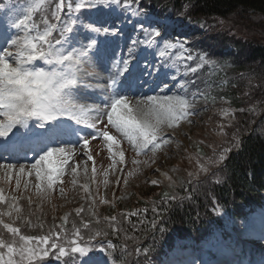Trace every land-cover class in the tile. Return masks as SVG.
Masks as SVG:
<instances>
[{
  "label": "snow or ice",
  "instance_id": "6c2138e0",
  "mask_svg": "<svg viewBox=\"0 0 264 264\" xmlns=\"http://www.w3.org/2000/svg\"><path fill=\"white\" fill-rule=\"evenodd\" d=\"M131 7L130 0H25L18 12L6 16L7 26L0 25V160L19 159L28 151L36 154L30 166L0 163V264H45L53 256L60 264H129L131 253L126 241H134L137 237L129 236L124 225H131L135 231L145 224L142 216L147 208L100 217L94 210L97 201L88 184H84L82 188L87 194L84 199L89 202L87 208L84 205L75 208L72 219V212H66L59 224L53 216V224L44 234L28 235L25 233L29 229L43 230L44 223L39 217L33 222L32 196H17L14 192L20 191L22 179L27 191L31 181L26 178L34 175V194L39 201L35 208L42 216V205L46 201L51 203L55 186L63 183L61 178L67 168L70 167L73 175L72 184H77L75 176L79 165L72 166L69 162L78 145L84 152L90 141L101 138L108 152L119 158H114L109 165L116 170L117 164L125 161L124 150L113 151L121 140L126 139L137 156L147 152L155 155L170 142L163 132L165 126L176 128L186 119L192 123L189 118L196 114L195 104L206 98V93L197 89L189 94L185 81L177 84L179 93L135 95L145 87L160 88L161 92L169 87L160 80V69L151 61L140 63L135 50L137 44L157 47L158 55L171 59L168 67L176 68L177 72L178 63L194 60L184 41L165 39L167 24L164 18L148 21V27L145 21L137 20L144 40H132L127 56L117 53L109 42V38L122 31L115 21L82 19L83 10L103 13L117 8L127 11ZM140 12L137 8L132 15ZM144 15L146 18L147 14ZM211 63L206 54H201L195 66L185 63V73H196L204 64ZM97 69L107 72V77H102ZM87 78L106 79L107 82L93 85L86 83ZM97 89L102 96L100 103L89 102V90ZM222 114L228 116L230 112L224 110ZM110 128L119 137L113 135ZM228 151L231 149L224 150ZM84 154L88 160H93L90 152ZM225 158L221 153L209 163L219 164ZM132 163L138 166L142 162L133 159ZM92 171L94 177L95 167ZM200 171L207 173L208 168L201 164ZM135 174L129 171L123 183L127 185L128 177ZM104 175L107 186L108 169ZM13 179L15 189L6 194L3 185H11ZM158 183L151 181L153 185ZM59 194L65 195L63 187L59 188ZM176 199L175 194L166 191L161 203L168 204ZM21 200H26L27 205H22ZM99 203L114 207L107 199H100ZM52 207L55 210L56 205ZM85 212L87 217L82 215ZM152 212L155 217L160 215L155 202ZM131 217L140 219L133 223ZM155 217L147 223L153 230L160 225L159 230L163 232L162 221ZM121 234L122 244L109 238H120ZM141 251L147 256L150 249L137 247L135 255L138 257Z\"/></svg>",
  "mask_w": 264,
  "mask_h": 264
},
{
  "label": "trees",
  "instance_id": "16d2710c",
  "mask_svg": "<svg viewBox=\"0 0 264 264\" xmlns=\"http://www.w3.org/2000/svg\"><path fill=\"white\" fill-rule=\"evenodd\" d=\"M139 1L140 6L146 12L151 11L157 15L170 16L182 14L183 21L193 23L188 26L190 30L187 37L188 45L195 54L200 56L204 53L213 63L206 64L198 70V80L193 77L182 80L187 83L188 90L193 92L199 89L205 92L206 98L200 100L206 102L207 109L215 107L221 99H228L234 107L245 108L244 113L238 112L240 118L237 127L232 130L235 133L236 142L230 140L233 144L230 147L231 151L221 152L226 158L199 180L185 179L181 187L161 183L148 184V187L144 189L133 190L130 206L123 205L120 200L107 197L101 199L112 201L114 207L112 204H100V198L96 200L94 210L100 217L130 212L135 209H148L142 216L146 223L140 225L135 231L132 230L131 225L127 223L124 225L129 236L137 237L134 241H126L128 252L131 253L128 260L129 264H159L169 259L174 250L175 239H187L191 245L194 243L203 247L207 236L214 228H219L223 238L228 239L230 232L222 227L223 218L215 212V208H219L229 220H240L247 215L248 211L254 210L257 206H264V43L254 40L241 42L226 35L215 37L218 32L210 31V29L207 31L208 26L212 27L210 24L198 26L204 24L206 17L224 18L231 13L239 14L241 17L256 13L264 18V0ZM205 27H207L206 31H204ZM171 34L174 38L179 36L174 31ZM246 78L253 80V83L246 84ZM192 81L196 83L192 84ZM247 87L251 90L250 96L243 103L238 102L240 98L242 99ZM256 119L259 121H255ZM226 145L227 143L223 144V146ZM198 149L204 152L202 146L199 145ZM186 153L184 152L183 156ZM78 182L80 181H77V185L73 186L68 193L64 188L65 195L61 197L62 199L69 198L66 200H69L72 212L70 219L74 217L75 208L81 205L87 208V203H89L84 199L87 194L82 188L86 182L81 181L79 184ZM3 186L6 194L11 193L7 192L8 185ZM166 191L175 194L177 199L168 204L161 203V197ZM22 194L32 196L34 201L33 222L36 223L39 217L44 223L43 230L33 228L25 234H44L53 224V216L56 217L55 223H60L62 201L59 200L61 196L59 193L57 194L54 190L51 203L46 201L42 205V216L35 208V204L39 203L35 194L26 193L24 188H21V193L17 196ZM153 202L160 212L158 217H155L152 212ZM21 204L26 206V200H21ZM52 205H56L55 210ZM82 215L87 217V212ZM154 217L162 221L163 232L159 230L160 225L153 230L150 223H147ZM138 219L140 218L131 217L133 223H137ZM5 220L7 221L8 218L5 217ZM109 238L116 244L124 243L123 234L120 238L116 236ZM137 247L149 248L150 251L147 256L141 251L137 257L135 255ZM52 259L55 257H50L46 261ZM117 260H119V254H117Z\"/></svg>",
  "mask_w": 264,
  "mask_h": 264
},
{
  "label": "rangeland",
  "instance_id": "374dc122",
  "mask_svg": "<svg viewBox=\"0 0 264 264\" xmlns=\"http://www.w3.org/2000/svg\"><path fill=\"white\" fill-rule=\"evenodd\" d=\"M22 5L24 4L18 5L13 13L15 14L18 12ZM131 5V9L127 10L126 12L122 11L120 8H117L115 11H105L103 13H97L95 11L89 10H83L82 13V19L85 20L100 19L106 20L109 23L115 21L116 26L122 31L118 36L109 38V42L113 47L116 48L117 53L123 56H127L128 47L132 43H129L127 47L124 45L128 30L130 29V33L132 31L135 32L136 30H140L136 23L137 20L145 21V27H148V21H155L157 18L154 14L149 16L147 15L146 18L143 13H140L139 15H132V11L136 10L138 7L136 4ZM161 18H164V22L167 24V30L174 28V25L180 20V17H174L172 19H167V17H158V20ZM133 23L136 26L131 30V25ZM207 23L212 27L208 26V30L207 27H205L204 31H209L210 29V31L218 32L215 34V37L226 35L231 37L233 40L241 42L254 40L264 43V18L260 16V14L253 13L245 17H241L239 14L236 15L231 13V15L224 18L211 16L209 18L206 17L204 24H199L198 26H205ZM187 24L192 25L193 23L187 22ZM176 30L179 33V31L186 32L188 29H186V25H184L183 27H176ZM129 36L132 37V35ZM99 39H103V37H100ZM129 40H132V38H129ZM184 42L185 47L191 52L194 60L193 63L189 61H182L181 63L183 65L186 63L188 65L195 66L197 63H199V55L195 54V52L188 45L187 41ZM143 47L144 54L141 57L137 56L138 60L142 65L145 60H147L151 61L154 66L158 67L161 73L160 80H162L164 83H167L169 87L164 89L162 92L160 91V88H155L154 86V90H150L148 87H145L137 90L135 95H171L181 91L177 88V84L182 79H189L192 77L195 80L199 79L198 71L196 73H188L186 77L184 76V78L183 70H179V72H177L176 68L168 67V65L172 63L171 59L162 65L161 61H158L160 56L158 55L159 49L157 47L154 46L149 48L144 44ZM179 65L180 63L177 64L178 68ZM205 65L206 64L203 66ZM97 71H100V75L102 77H107L108 75L107 72L101 71L99 69H97ZM172 76H175L176 79H169ZM149 79L151 80L152 78ZM245 81L248 85L253 83V80L248 78H246ZM106 82V79H86V83H91L93 85L105 84ZM160 87L162 88L163 84H161ZM250 91V88L247 87L245 90L246 94L244 93L242 99L240 98L238 102L243 103L245 99L250 96ZM89 95L91 97L89 102L100 103L102 96L99 89L95 91L89 90ZM205 104L206 102L204 100H198L196 102V114L189 118L192 123H189L186 119L181 121L180 125L176 128H168L166 126L164 127L163 132L170 138V142L167 145H163L155 155H153L151 152H147L146 154L137 156L134 150L130 147L127 140L123 139L121 140V143L118 147H114L113 151L124 150L125 161L123 164L118 163L116 170H113L109 168V165L112 164L114 158L116 160L119 158L113 157L108 152L106 144L101 138L98 137V142L90 141L89 148L85 149L84 152L80 151V146L78 145L77 152L69 164L72 166L77 164L79 165L76 175L84 183L87 180V183L85 184H88L89 189L91 190V193H94L93 197H96V200L107 197L108 199L112 200H120L123 205L129 206L131 204V193H133V190L144 189V187H148V184H151L152 180H157L159 183L165 184L167 186L179 187L183 185L185 179L199 180L203 175L206 174L200 171V165L203 164L208 168V171L214 169L217 164H210L209 161L215 160L221 152L232 147L233 144L231 141L236 142V136H234L235 133L232 130L237 127L240 118L238 112L244 113L243 110H245V108L242 106H232L228 99L219 100L218 104H216L215 107H212V109H207L208 106ZM224 110H229L230 114L228 116L223 115L222 113ZM255 121H259V119H256ZM109 130L113 135H117L119 137V134L116 133L114 129L110 128ZM224 143H227V145L223 146ZM199 145L202 146L204 152H200L198 149ZM227 146L228 148H226ZM85 152H90V154L93 156V160H88L87 155L84 154ZM184 152L187 153L183 156ZM36 158H38V156ZM133 159L139 160L142 163L138 166L133 165ZM153 159L155 161L154 163L152 162ZM144 161H148V163L145 164L143 163ZM34 162V159L21 160L20 158L0 160V163L25 164L28 166ZM93 167L96 169V174L94 177L92 171ZM105 169H108L107 186L104 184ZM120 169H123V171H120ZM129 171H135L136 174L132 177H128L129 183L125 185L123 183V179ZM189 172L193 173V175L189 176ZM71 176V169L69 167L66 169L64 178H61L63 180V184L61 186L67 190V193L68 191L70 192L72 189L71 187L73 186ZM168 177H171L172 179L169 180ZM118 178L120 181L119 183H117ZM26 179L31 181V185L30 188L25 192L35 193V176L33 175L32 177H27ZM12 182L15 184V179H13ZM23 182L24 181L22 179L21 188H24ZM61 186L59 188H61ZM12 187H9L8 189V191H11V193L15 189ZM55 189L58 194L59 189ZM20 193L21 189L18 192H14L15 195H19ZM66 199L69 198L62 199L60 196L59 199L62 201L60 206L62 216L66 212H71L69 200L67 201ZM231 224L233 225L234 229H232L227 222H225V227L233 233L232 236L235 237V240L243 237V239L246 241L239 240V245L237 247H229L221 238L219 229L216 228L214 233L209 236L210 242L206 243L204 246L206 250L205 256L210 254V251H216L217 256H220L217 258V261L223 262L225 259L224 254L229 255L231 260L233 258L231 254H233L236 256H234L236 258L234 260L235 264H254V257H258L259 255L264 257V207H256L240 220L233 219ZM189 252L190 251L188 249L184 251L181 247H177L172 253V256L174 257V260H181L182 264H196V262H199V264L201 262L203 264H212L211 261H199V256L197 255H191L193 257L187 258L186 256ZM228 262H231L230 259ZM45 264H60V262L55 259L52 262H45ZM165 264H173V261L168 260V262ZM257 264H264V260Z\"/></svg>",
  "mask_w": 264,
  "mask_h": 264
},
{
  "label": "bare ground",
  "instance_id": "6f19581e",
  "mask_svg": "<svg viewBox=\"0 0 264 264\" xmlns=\"http://www.w3.org/2000/svg\"><path fill=\"white\" fill-rule=\"evenodd\" d=\"M11 135V134H10Z\"/></svg>",
  "mask_w": 264,
  "mask_h": 264
}]
</instances>
